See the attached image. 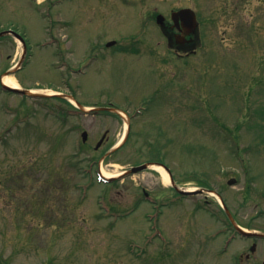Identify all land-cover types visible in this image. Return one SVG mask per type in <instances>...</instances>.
I'll use <instances>...</instances> for the list:
<instances>
[{"label":"rangeland","instance_id":"1","mask_svg":"<svg viewBox=\"0 0 264 264\" xmlns=\"http://www.w3.org/2000/svg\"><path fill=\"white\" fill-rule=\"evenodd\" d=\"M180 8L199 21L197 52L184 57L156 23ZM8 29L28 45L18 86L86 103L126 101L134 104L128 115L143 101L151 109L102 162L125 120L71 116L58 99L0 95V264H263L264 239L252 254L251 240L227 244L232 230L218 197L160 206L152 222L160 204L144 202V192L166 200L170 181L156 168L121 175L162 159L181 186L209 184L242 227L264 232V0H0V32ZM22 53L15 39L0 40V75ZM93 159L101 174L121 177L88 178Z\"/></svg>","mask_w":264,"mask_h":264},{"label":"flooded vegetation","instance_id":"2","mask_svg":"<svg viewBox=\"0 0 264 264\" xmlns=\"http://www.w3.org/2000/svg\"><path fill=\"white\" fill-rule=\"evenodd\" d=\"M166 33L168 35V45L172 50H177V51H182L185 55L184 56H189L192 53H195L199 45V40L197 39V33L193 31V29L191 28V26H187L185 25V23H183V21L179 20L178 22H173L172 19L170 20H166ZM96 48L94 47L92 49L93 54L95 53ZM101 93V92H100ZM99 93V95H100ZM94 96V95H93ZM97 97L94 96V100ZM104 98H101V100ZM96 100L93 102H82L78 97H77V101L79 102V104L82 107H91L93 109H99L101 111H103V113L105 114L104 116H94V118H104V117H109V118H118V120H124L123 117H121L119 114L116 115L115 113H113L111 110H128V106H130V103L126 102V101H105V100ZM63 106H65L67 109H78V108H73L70 107V103L69 102H64ZM163 106H170V102H164ZM144 109L149 110L151 109L150 107H144ZM116 115V116H112V115ZM110 131L107 130L102 137L100 138V140L98 141V143L102 140V142H100V144L98 145V143L96 144V151H99L104 145L105 143H107L108 141V136H109ZM104 138V139H103ZM98 145V146H97ZM107 153V152H106ZM105 153V154H106ZM105 156V155H104ZM103 156H101L102 159ZM156 162H161L163 164H166L163 161H156ZM171 170V174H172V178L173 181L168 186L169 191L171 192V196L168 197L166 200L165 199H160L157 196L149 193V192H144V195L146 196H153L157 201H168L170 203L171 206L175 205L176 202H181L187 199H190V196H184L182 195L178 190L177 187L179 188H184V189H188L186 187V182L183 183L184 186H181L182 184L178 182L177 177L175 175V171L173 168L170 167ZM205 198H208V196L205 195ZM206 203H209V201L205 200ZM251 241H254V239H249ZM241 264H248V262L245 261L244 257H241Z\"/></svg>","mask_w":264,"mask_h":264},{"label":"water","instance_id":"3","mask_svg":"<svg viewBox=\"0 0 264 264\" xmlns=\"http://www.w3.org/2000/svg\"><path fill=\"white\" fill-rule=\"evenodd\" d=\"M174 15H181L183 18H185L186 20H188L191 23L192 27H194V28L197 26V19H196L195 12H193L191 9L181 10V11L177 12ZM163 19H164L163 16L160 15L158 17V23L161 24V25H163ZM6 35H13L17 39H19L24 44V46H25L24 39L18 33L14 32V31H6V32L0 33V37L6 36ZM21 64H22V62L20 63L19 67L21 66ZM19 67H17V69ZM17 69L13 70V72L16 71ZM9 89H11V88H9ZM14 90H16L17 92H20L22 94L29 95V96H41V94H34V93H31L28 90H20V89H14ZM86 138H87V135L85 134L84 139L86 140ZM123 143H124V141L122 143H120L117 147H115L113 150L118 149ZM151 165L163 166V165L156 164V163L155 164H152V163L151 164H144V165H140V166H137V167L132 168L128 173H138V172L144 171V170L148 169ZM166 170L168 171V169H166ZM181 192L182 193H186V192H183V191H181ZM226 211H227L229 217L232 219L233 223L235 224V222H234L233 218L231 217L229 211L227 209H226ZM240 230H242V229H240ZM248 235H255V234L248 233ZM253 251H254V248H253Z\"/></svg>","mask_w":264,"mask_h":264},{"label":"bare ground","instance_id":"4","mask_svg":"<svg viewBox=\"0 0 264 264\" xmlns=\"http://www.w3.org/2000/svg\"><path fill=\"white\" fill-rule=\"evenodd\" d=\"M15 77H12V76H9V77H5L4 78V83L6 84V85H9V86H12V87H18V85H17V83H16V81H15V79H14ZM157 170H159L161 173H162V177H163V180H164V182L165 183H167L168 182V176L164 173V171L161 169V168H159V167H155ZM107 177H109V175H107ZM112 177V176H111Z\"/></svg>","mask_w":264,"mask_h":264}]
</instances>
